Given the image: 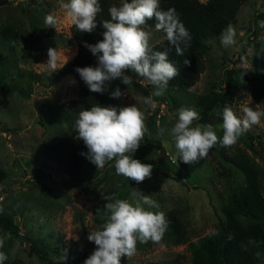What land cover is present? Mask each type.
I'll return each mask as SVG.
<instances>
[{
    "label": "rangeland",
    "instance_id": "374dc122",
    "mask_svg": "<svg viewBox=\"0 0 264 264\" xmlns=\"http://www.w3.org/2000/svg\"><path fill=\"white\" fill-rule=\"evenodd\" d=\"M59 2L11 0L0 6V28L12 24L15 29L13 43L4 45L0 41V167L7 172V177L0 182V206L13 211L19 234L30 238L6 239L0 249L8 256L3 264H69L65 252L46 255L49 258L46 261L31 250V246L39 245V239L49 236L50 244L73 240L81 250L92 252L95 245L88 241L87 235L104 222L103 205L107 202L104 196L115 194L116 198H130L131 188L142 190L158 202L159 209L152 211L164 214L175 211L185 225L189 241L212 231L229 189L241 178L235 170L230 174L219 168L217 152L223 148L232 155L240 149L264 169V117L235 145L217 144L207 158L194 165L179 160L173 163L175 147L169 131L178 118L177 110L185 107L198 111L196 97L218 90L223 85L225 72L230 69L238 70L233 74L236 95L231 105L236 115L243 116L245 105L254 110L264 109V87L245 77L252 70L257 44L264 42V0H247L240 7L236 23L232 25L237 33L236 46L224 48L220 43L221 34L207 40L202 54L203 71L196 83L188 90L166 89L161 98L153 97L155 110L136 100L138 96L150 95L153 85L136 77L132 85L122 84L126 95L119 106L136 104L145 110L148 134L132 155L142 163L152 164L153 169L151 177L139 184L116 175L114 161L101 169L84 164L77 176H69L52 158L49 148L60 142L62 134L70 133L71 123L78 118V114L74 119L68 111L69 101L79 94L77 79L73 75L55 79L56 71L46 75L42 65L47 62L49 47H55L61 58L68 56V62L77 51L70 33L71 23L59 8ZM114 2L118 6L121 0ZM46 14L57 17L56 29L44 25ZM144 28L152 32V45L165 38L155 28L146 25ZM49 32L53 36H48ZM248 40L250 46L245 47ZM209 123L218 125L214 115ZM216 131L222 137V129ZM74 142L84 144L76 136ZM224 168L230 169L228 165ZM262 185L264 195V178ZM149 242L151 245L145 249L138 242L136 255L123 258L134 264L172 259L191 264L187 244L166 246L163 242Z\"/></svg>",
    "mask_w": 264,
    "mask_h": 264
},
{
    "label": "clouds",
    "instance_id": "9594fccd",
    "mask_svg": "<svg viewBox=\"0 0 264 264\" xmlns=\"http://www.w3.org/2000/svg\"><path fill=\"white\" fill-rule=\"evenodd\" d=\"M59 8L81 33H92L96 29L97 16L102 11L100 0H60ZM108 13L110 19L101 22L103 39L94 44L82 42L95 57V66L76 67L75 71L90 92L100 94L108 91L114 81L125 86L132 85L134 77L147 81L154 90L150 95L136 97V100L155 110L157 105L153 97L165 94L168 82L179 75V69L168 59L167 50H154L150 43L152 32L146 31L144 25L154 20L155 30L164 33L179 56H183L190 46L191 34L174 8L161 9L160 0H121L118 6H110ZM57 23L55 15L46 14V27L56 29ZM236 35L235 28L227 25L220 35L221 45L224 48L236 46ZM47 57V62L42 65L49 76L69 59L66 55L61 58L55 47L47 49ZM183 64L190 65V61L184 59ZM109 95L120 99L126 94L117 85ZM213 111L222 118V123L215 127L212 123H194L201 118L194 108L177 110L178 118L169 131L175 147L171 157L173 163L177 164L179 160L194 165L207 158L217 144L222 147L235 145L264 117V109L254 110L247 105L242 106V117H238L227 104ZM145 119V110L136 104L103 106L97 103L81 110L73 125L76 138L87 148V152L81 155L97 169L114 161L116 175L142 183L151 177L153 165L134 159L132 154L148 134ZM217 128L222 129V137L217 135ZM163 131L161 128L160 133ZM104 199L107 201L103 205L104 222L89 231L87 239L95 248L83 264H120L122 257L131 259L136 255L138 242L159 244L162 241L168 221L162 211L151 210L159 209V204L150 195L131 188L130 198H116L113 194L104 196ZM8 238L10 234L0 236V249ZM7 259V254L0 251V264Z\"/></svg>",
    "mask_w": 264,
    "mask_h": 264
},
{
    "label": "trees",
    "instance_id": "16d2710c",
    "mask_svg": "<svg viewBox=\"0 0 264 264\" xmlns=\"http://www.w3.org/2000/svg\"><path fill=\"white\" fill-rule=\"evenodd\" d=\"M11 0H0V6L8 4ZM247 0H160L162 10L174 8L191 34L190 46L184 51L183 56L176 54L174 46L169 44L166 38L155 43L154 50L168 52V59L179 69V75L168 82L167 89L188 90L199 78L203 71L202 54L206 51L205 42L213 37H218L227 25L236 23V16L240 7ZM114 0H100L102 11L97 16V27L92 33H81L71 24L70 33L77 51L74 58L58 69L55 79L67 75H73L78 81L79 94L68 103V111L75 119L81 110L90 108L95 104L103 106H119L120 99L110 97L109 92L117 85L123 89L119 81H114L103 94L90 92L84 82L75 71L76 67L95 66V57L86 49L82 42L94 44L103 39V20L110 19L108 8L114 5ZM262 14H259V18ZM148 27L155 28V21L149 20ZM48 36H53L49 32ZM15 29L12 24L0 28V41L4 45L13 43ZM250 46L249 40L244 45ZM245 50H241L240 56ZM252 70L245 77L264 87V42L257 44L252 55ZM184 59L190 61V65H184ZM238 70H228L224 74L223 85L218 90L196 97L199 122L209 123L211 117H216L218 124L222 118L213 111L222 109L224 105L231 107L236 95L234 76ZM161 98V96H160ZM72 118V119H73ZM73 124L70 125V133L62 134L60 142L51 146L52 158L60 165L69 176H77L84 164H93L83 155L87 152L84 144L74 142L76 136ZM158 148L160 147L157 144ZM253 151L258 153L256 148ZM218 166L220 169L230 172L235 170L241 178L229 189L226 201L220 208L221 214H216L215 228L195 241H189L185 225L181 222L177 213L168 210L165 217L168 221V229L161 242L166 246L187 244L190 251L191 264H264V195L262 179L264 169L260 168L250 156L238 149L232 155H228L223 148L218 150ZM219 159V161H218ZM221 161V162H220ZM224 165L230 169L226 170ZM222 172V171H221ZM7 177V172L0 167V182ZM10 234L16 239L30 240L28 236L19 234V228L14 221L13 211L0 206V236ZM51 236L39 239L38 246H31V250L39 258L49 261L46 255L66 253L69 264H83V261L91 254L81 250L73 240L50 244ZM52 243V242H51ZM143 249L151 245V242L141 243ZM120 264H134L121 258ZM146 264V263H138ZM147 264H182L177 259Z\"/></svg>",
    "mask_w": 264,
    "mask_h": 264
}]
</instances>
